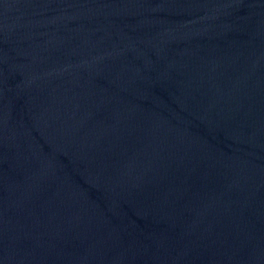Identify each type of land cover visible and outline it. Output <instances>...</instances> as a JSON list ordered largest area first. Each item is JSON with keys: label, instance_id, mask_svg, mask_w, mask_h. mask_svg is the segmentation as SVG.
Instances as JSON below:
<instances>
[{"label": "water", "instance_id": "obj_1", "mask_svg": "<svg viewBox=\"0 0 264 264\" xmlns=\"http://www.w3.org/2000/svg\"><path fill=\"white\" fill-rule=\"evenodd\" d=\"M0 264H264V0H0Z\"/></svg>", "mask_w": 264, "mask_h": 264}]
</instances>
